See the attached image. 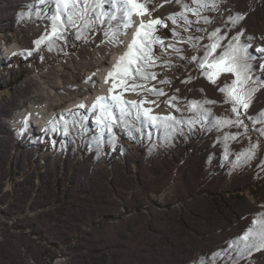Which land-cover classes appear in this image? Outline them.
Masks as SVG:
<instances>
[{
	"label": "rangeland",
	"instance_id": "1",
	"mask_svg": "<svg viewBox=\"0 0 264 264\" xmlns=\"http://www.w3.org/2000/svg\"><path fill=\"white\" fill-rule=\"evenodd\" d=\"M46 1L0 0V264H52L58 255L64 264H264V249L249 254L239 239L264 218V0H216L215 9H200L210 23L186 12L190 26L166 18L184 4L195 9L193 0H152L156 18L168 25L155 36L180 52L154 44L156 65L149 71L156 78L134 83L163 89L162 96L138 95L175 105L171 115L183 121L178 130L137 120L133 109L124 126L113 124V139L92 125L89 111L74 109L22 140L2 118L41 99L28 83L34 70L54 76L51 69L67 63L60 71L72 90L82 81L78 72L105 65L113 40L105 33L121 24L116 9L99 7L105 14L92 26L68 27L51 50L46 43L34 50V33L51 29L56 14L53 0ZM237 14L243 19L234 24ZM238 33L256 81L245 87L258 90L247 111L239 109L244 126H217L235 119L220 91L235 77L224 72L213 83L191 57L203 58L214 42L221 45L213 53L218 57ZM190 36L202 39L184 42ZM16 37L26 52L5 55L2 49ZM70 100L54 108L66 109ZM113 114L118 118L119 110ZM253 145L251 158L241 155Z\"/></svg>",
	"mask_w": 264,
	"mask_h": 264
},
{
	"label": "snow or ice",
	"instance_id": "2",
	"mask_svg": "<svg viewBox=\"0 0 264 264\" xmlns=\"http://www.w3.org/2000/svg\"><path fill=\"white\" fill-rule=\"evenodd\" d=\"M116 2L119 4L116 11L119 14L121 24L115 31L111 33L106 32L105 35L109 36L110 39H115L120 26L124 29L135 26L136 31L132 35L131 42L127 45V51L118 58L112 70L108 72L105 78V83L111 81L112 86L108 89L109 93H113L115 89H120V92L110 96H97L92 104V109L99 112L97 121L103 125L102 132L107 130L114 139V133L112 132L113 124L117 123L120 126H124L126 122L125 118L131 115L134 109L137 120L145 121L153 127L163 128L169 133L174 132L178 130L176 126L183 121L177 120L171 114L166 116L153 114L151 108L143 107L145 103L154 104L155 101L127 100L123 98L122 93L131 91L139 94L142 91H146L157 96L165 95L163 89H157L155 87L149 88L144 84H136L134 81H147L156 78V73L149 71L150 68L156 65L153 52L154 44H159L161 47L172 48L178 54L180 49L175 48V45L172 44L165 46L164 42L155 36L158 27L167 28L168 25L165 20L157 18L145 21L143 19L146 15L151 17L148 4L151 3L152 0H116ZM177 3H180V0H177ZM193 3L197 6L195 9L184 4L182 5L183 11L169 15L166 20L175 25L177 23V18H179L186 26H190L192 21L188 19L186 12L191 11L198 17L197 23L201 19L205 23H210L208 17L200 16V9H215L217 7L216 0H193ZM100 6V0H91V2H89V0H56V14L52 17L51 31L34 41L36 46L34 50H38L41 44L45 43L48 45L49 50H51L52 47L55 46L57 40L64 38L63 33L67 31L68 27L83 28L92 26L96 20L100 19L101 15L105 14L96 12V9ZM89 10H91L93 14V19L91 20L88 19L90 14ZM134 16L141 18L138 25L133 19ZM111 19L115 20L116 16H112ZM240 19H243V16L237 14L236 17L231 18V22L235 24ZM78 20L81 21L79 25L77 24ZM100 22L103 23L102 20ZM218 32V29L214 31L212 37H216ZM240 35H242V33H238L233 37L235 43H230L228 48L218 57L213 55L216 48L221 46L218 42L205 46L206 50L203 58L197 56L191 57L193 61L198 62V66L204 70L203 74L213 83H215V77L224 72L232 73L235 77L231 86L226 85L224 88L220 89V91L226 94L227 99L225 102L232 103V112L235 114V119L218 120L216 122L217 126H223L225 124L244 126L243 121L240 119L239 109L243 108L247 111L254 93L258 90L256 87H245L250 81L253 84H255L256 81H254L250 75L252 67L251 64L248 63L250 57L247 53V46L240 44ZM194 39L202 38L190 36L188 40L184 42L191 43ZM192 46L196 47L195 44H192ZM28 54L31 55V51H29ZM209 57H212V59L210 60ZM165 63L168 62L166 61ZM209 69L212 71H209ZM129 81H133V83H129ZM161 83L170 82L162 80ZM174 99L176 98L172 97L169 103L171 104V101ZM205 103H214V101H205ZM172 106L175 107V105ZM192 106L199 108L200 104L198 101H193ZM79 107H84V105L82 104ZM117 109L120 113L118 118L113 116V112ZM261 115H264V113H261ZM65 132H67V128H65ZM261 135H264V131H261ZM255 147H257V145H253L252 149L241 155L246 158H251V156L254 155L253 149H255ZM262 216H264V214H262ZM253 224L259 225V227H250L239 238L243 244L242 251H247L249 254H251L252 250L259 251L264 249V218L258 217L253 221Z\"/></svg>",
	"mask_w": 264,
	"mask_h": 264
},
{
	"label": "bare ground",
	"instance_id": "3",
	"mask_svg": "<svg viewBox=\"0 0 264 264\" xmlns=\"http://www.w3.org/2000/svg\"><path fill=\"white\" fill-rule=\"evenodd\" d=\"M153 3L154 1L148 4V9L151 12V17L146 15L145 17H143L145 21H147L148 19H157L155 16V12L158 10V8L155 5L153 6ZM53 4L55 6L54 9L56 10V0H53ZM115 9H117V6H115ZM52 17L53 16H51V19ZM133 19L138 25L141 18L134 16ZM50 31L51 29H48L47 26H42L41 28H39L38 32L34 34L38 35V38H40ZM135 31V26L128 29L123 28L110 44L111 52L107 56H105V65H102L98 68L95 67L90 70H88L87 68V70H83L82 73L78 72L81 75L80 77L82 78V81L80 82L79 86L71 84V87H73L72 90H68V88L65 87V85L69 86L68 84H70L68 83L69 78L66 77L65 73L60 71L62 70L61 68L67 69L69 67L67 63L59 62V64L54 66L51 69V73H53L54 76L45 70H34V73H32V75L28 79V83L30 85H33V93H35L37 96L41 95V99H35L29 102L27 105H23L22 108L20 107L16 109V111L14 110V113H12L11 115L3 117L2 121L4 122V124H6L8 128L14 130L16 134L20 135L21 139L23 140L24 138H27L31 131L35 132V129H41L42 131H45V129H49V124L54 126L57 123L56 119L63 112L67 113L74 109H78L81 112L87 111V109L90 108L91 111L89 112H91V116L93 117L95 124H97L98 127L103 126L98 123L97 116L99 115V112L92 109V104L97 96H110L120 92V89H115L113 93H109L108 89L112 86L111 81H109V83H105V78L108 72L112 70L118 58L127 51V45L131 42L132 35ZM2 50L4 54L8 56H11V54L16 55L21 52L24 54L26 52V49L23 48V45L18 40V37L14 38V41L11 44L5 45L4 49ZM102 55L104 56V54ZM96 56L98 58V61H102L104 58L103 56ZM27 84L23 87L28 86ZM82 89H86L87 92L80 97L79 92H81ZM26 93L28 94V92ZM122 96L127 100L151 101L147 99V97H145V93L139 96L136 92L131 93V91H125L122 93ZM64 97L71 98L66 109L64 108L62 110L60 108L56 110L54 106L57 103L62 102ZM138 98H140V100ZM82 104L84 105V107H79ZM143 107L151 108L153 114L156 115H162V113L174 114L172 105H168L167 103L164 106H160L157 103H145Z\"/></svg>",
	"mask_w": 264,
	"mask_h": 264
},
{
	"label": "built area",
	"instance_id": "4",
	"mask_svg": "<svg viewBox=\"0 0 264 264\" xmlns=\"http://www.w3.org/2000/svg\"><path fill=\"white\" fill-rule=\"evenodd\" d=\"M43 0H39V2L41 3ZM50 2V1H49ZM101 3V8L104 7H108V8H112L115 9V6H117V3L115 2V0H100ZM87 111H91V109H87ZM86 111V112H87ZM91 113V112H90ZM90 121L92 122V125L97 126L94 122L93 117L90 119ZM98 127V126H97ZM59 257H55L52 264H64L63 263V258H60V255H58Z\"/></svg>",
	"mask_w": 264,
	"mask_h": 264
}]
</instances>
